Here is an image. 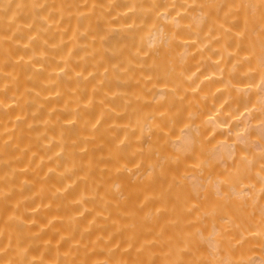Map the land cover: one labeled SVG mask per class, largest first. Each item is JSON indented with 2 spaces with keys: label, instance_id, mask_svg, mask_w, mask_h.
<instances>
[{
  "label": "bare ground",
  "instance_id": "6f19581e",
  "mask_svg": "<svg viewBox=\"0 0 264 264\" xmlns=\"http://www.w3.org/2000/svg\"><path fill=\"white\" fill-rule=\"evenodd\" d=\"M0 264H264V0H0Z\"/></svg>",
  "mask_w": 264,
  "mask_h": 264
}]
</instances>
